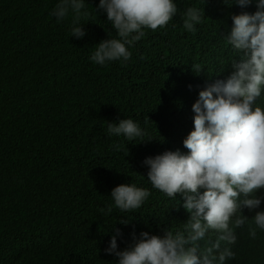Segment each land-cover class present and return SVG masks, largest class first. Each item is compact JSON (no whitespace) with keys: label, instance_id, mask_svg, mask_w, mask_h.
<instances>
[{"label":"trees","instance_id":"trees-1","mask_svg":"<svg viewBox=\"0 0 264 264\" xmlns=\"http://www.w3.org/2000/svg\"><path fill=\"white\" fill-rule=\"evenodd\" d=\"M55 3L0 0V264H116L104 251L113 228L124 248L142 230L163 235L182 226L174 198L151 187L142 161L160 144L173 147L177 106L195 79L190 66H209L217 42L230 48L222 34L240 7L175 0L176 14L145 28L126 62L101 66L88 57L116 33L98 0H85L81 38L70 35L71 11L60 21L50 15ZM190 6L203 13L191 32L183 26ZM120 118L136 121L145 140L108 135L107 123ZM120 183L150 195L138 209L108 211ZM236 247L228 264H264L258 241L242 238Z\"/></svg>","mask_w":264,"mask_h":264},{"label":"clouds","instance_id":"clouds-1","mask_svg":"<svg viewBox=\"0 0 264 264\" xmlns=\"http://www.w3.org/2000/svg\"><path fill=\"white\" fill-rule=\"evenodd\" d=\"M223 2L240 7L222 34L231 49L217 42L213 53L218 55L209 66H190L195 79L190 85L187 81V95L177 106L178 128L174 126L172 135L163 132L173 147L160 144L142 161L151 187L174 198L175 206L179 202L187 219L183 215L182 226L165 229L163 235L142 230L124 248L117 245L120 229L113 228L104 251L117 258L116 264H228L235 255L231 248H237L239 239H249L235 232L248 221L242 207L256 210L251 215L255 229L249 227L248 235L255 238L256 229L264 230V209L259 208L264 206V105L257 103L264 93V0ZM250 4L252 8L244 9ZM84 7L85 0H56L50 15L60 21L71 11L70 35L81 38ZM96 8L106 13L116 33L96 43L88 57L101 66L126 62L144 29L164 27L177 11L175 0H98ZM202 14L198 7L186 8L184 28L194 31ZM214 68L218 71L212 72ZM107 133L138 142L146 135L131 118L109 121ZM109 194L108 211L114 206L123 213L138 209L150 192L135 183H120Z\"/></svg>","mask_w":264,"mask_h":264},{"label":"water","instance_id":"water-1","mask_svg":"<svg viewBox=\"0 0 264 264\" xmlns=\"http://www.w3.org/2000/svg\"><path fill=\"white\" fill-rule=\"evenodd\" d=\"M259 208L264 209V206L262 205V203L260 204ZM255 211L256 210L254 209L252 212H249L246 207L241 208L242 214L248 216V221L245 223V225H242L240 228L235 229L236 235L240 234L242 237L252 238L248 235V230H249V227L255 229V225L251 224V215H253ZM252 239H254V240L258 241L259 243H261L262 245H264V230L256 229V236H255V238H252ZM231 250H232V248H231ZM232 251L234 252V250H232ZM238 263H239V260H235L234 262H232V264H238ZM242 264H244V263H242Z\"/></svg>","mask_w":264,"mask_h":264},{"label":"bare ground","instance_id":"bare-ground-1","mask_svg":"<svg viewBox=\"0 0 264 264\" xmlns=\"http://www.w3.org/2000/svg\"><path fill=\"white\" fill-rule=\"evenodd\" d=\"M205 71H208V70H206L205 69ZM218 70H215L214 72H217ZM197 79H198V77H197ZM215 79H218V78H215ZM214 79V80H215ZM187 124V120H184V126ZM186 151H187V149H186ZM148 156V155H147ZM141 160V159H140ZM177 209L179 210V212H182V214L185 216V218L187 219V216H188V213L183 209V208H181V206H180V203L178 202L177 203ZM121 215V220H124L125 219V217L122 215V214H120ZM140 228H143V226H140Z\"/></svg>","mask_w":264,"mask_h":264}]
</instances>
